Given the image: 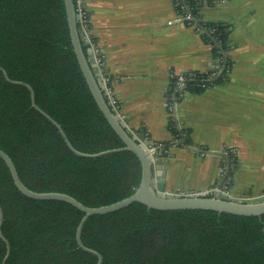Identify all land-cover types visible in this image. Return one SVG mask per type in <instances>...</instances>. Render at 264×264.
Instances as JSON below:
<instances>
[{"label": "trees", "instance_id": "obj_1", "mask_svg": "<svg viewBox=\"0 0 264 264\" xmlns=\"http://www.w3.org/2000/svg\"><path fill=\"white\" fill-rule=\"evenodd\" d=\"M217 1L222 0L175 2L177 12L190 15L211 45L216 64L213 70L188 73L180 91L174 79L175 102L185 93L199 95L227 80L232 27L204 22L200 15L203 8H215ZM77 29L81 38L78 23ZM82 49L86 54L87 47ZM31 93L36 107L60 127L77 152L94 155L124 148L80 71L63 0H0V150L32 192L65 194L87 208L131 196L141 180L138 157L130 151L97 158L75 155L55 125L32 107ZM168 129L173 138L158 146L161 158L173 146L189 147L187 131L173 118ZM227 159L235 162L231 155ZM0 209V232L9 246L4 261L7 248L0 238V264L97 263V257L76 242L84 213L61 201L25 197L2 159ZM80 241L101 256V264H264V215L159 211L133 203L89 217Z\"/></svg>", "mask_w": 264, "mask_h": 264}, {"label": "crops", "instance_id": "obj_2", "mask_svg": "<svg viewBox=\"0 0 264 264\" xmlns=\"http://www.w3.org/2000/svg\"><path fill=\"white\" fill-rule=\"evenodd\" d=\"M91 39L112 96L130 132L168 143L173 118L189 147L168 150L167 194L201 195L217 189L226 160L191 150L231 155L223 187L231 197L264 195V0H223L203 8L204 22L232 27L227 80L174 101L172 81L215 69L211 45L194 25L178 21L173 0H84ZM184 74H186L184 76Z\"/></svg>", "mask_w": 264, "mask_h": 264}, {"label": "water", "instance_id": "obj_3", "mask_svg": "<svg viewBox=\"0 0 264 264\" xmlns=\"http://www.w3.org/2000/svg\"><path fill=\"white\" fill-rule=\"evenodd\" d=\"M63 3L65 7L70 41L80 71L85 79V82L88 86L90 94L97 108L99 109L111 129L114 131V133L123 142L124 148L113 151H105L94 155L81 154L73 149L60 127L36 107L33 100V94L31 93L32 107L38 110L43 116H45L55 125V127L59 130V133L61 134L68 149L77 156L97 158L115 151H130L134 153L141 163V180L137 189L128 198L108 206H103L99 208H87L77 202L72 197L65 194L36 193L28 190L21 183L11 159L8 157V155H6L0 150V159L3 160L6 167L8 168L16 189L27 198L41 201H61L73 206L74 208L84 213V216L79 222L76 230V242L80 249L89 252L97 257L96 264H101V256L96 252L85 248L80 241V233L84 223L91 216L104 215L116 212L130 206L133 203H139L146 206L148 209L159 211H212L219 214H227L237 217H260L264 215V195L253 200H242L227 196L221 192H213V194L210 195L189 194L186 196H177L166 193L164 181L166 176L167 160L165 158H161V156L157 152V148L160 143L147 139L144 134H137L136 137H134L130 132H128L124 125L119 122L118 118L110 109L109 105L107 104L104 98L103 88L100 83V74L94 68V60L92 58L91 50L88 47V43L83 39L82 36L81 39L78 33V16L75 13L74 2L73 0H63ZM83 46L87 47L86 54H84L83 52ZM185 75L186 74H184V76ZM4 76L6 78L5 74ZM28 89L30 90L29 87ZM191 150L196 153H204L206 155L219 156L226 160V173L217 188V190H221L224 182L228 179L230 173L229 161L224 155L225 150H221L220 152L200 151L193 148H191ZM2 220L3 216L2 211L0 209V227L2 224ZM0 238L5 242L7 248L6 257L4 258L5 261L9 254V246L1 235V232Z\"/></svg>", "mask_w": 264, "mask_h": 264}, {"label": "built area", "instance_id": "obj_4", "mask_svg": "<svg viewBox=\"0 0 264 264\" xmlns=\"http://www.w3.org/2000/svg\"><path fill=\"white\" fill-rule=\"evenodd\" d=\"M173 1H174V5H176L175 2L177 0H173ZM73 2H74V7H75V13L78 16L77 23L79 24L80 34L83 37V39L88 43V47L91 50L92 58L94 60V68L100 74V83H101L102 88H103L104 98L107 100L109 107H111L113 113L118 118L119 122H121L124 125V127L128 130V132H130L129 129L127 128V125L124 122L123 116L120 113L119 105L117 104L115 98L112 96V92L109 88L108 80L103 74V65H102L101 58H100L98 50H97L96 46L94 45V43L91 39V36H90L89 17H88V11L85 7L84 0H74ZM218 3L219 2L217 1L215 3V5H217ZM178 21H183L184 23H187L189 25L196 26V24L192 22L191 16L188 14H185V13L180 14ZM182 87H183V77H179L177 80L176 90L180 91L182 89ZM130 133L134 137H136V134H134L132 132H130ZM213 192H217V193L221 192L227 196H231V195H229V192L227 191V187H224V189H221V190L215 189L212 192H207L205 195L213 194Z\"/></svg>", "mask_w": 264, "mask_h": 264}]
</instances>
